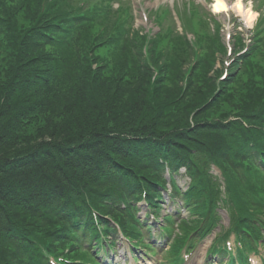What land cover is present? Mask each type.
Wrapping results in <instances>:
<instances>
[{"label":"trees","instance_id":"obj_1","mask_svg":"<svg viewBox=\"0 0 264 264\" xmlns=\"http://www.w3.org/2000/svg\"><path fill=\"white\" fill-rule=\"evenodd\" d=\"M39 5L0 0V264H45L66 249L92 264L89 246L115 234L108 217L138 234L136 201L145 193L158 207L167 169L187 170L185 202L199 217L221 194L215 165L241 218L264 203L261 32L219 81L212 46L191 73L179 39L164 59L122 35L102 55L109 35L93 24L75 33L57 3L41 16Z\"/></svg>","mask_w":264,"mask_h":264},{"label":"rangeland","instance_id":"obj_2","mask_svg":"<svg viewBox=\"0 0 264 264\" xmlns=\"http://www.w3.org/2000/svg\"><path fill=\"white\" fill-rule=\"evenodd\" d=\"M76 1L77 0H69V4L74 5ZM229 1L233 2V0ZM245 1L246 4L249 7H252L255 12V19L250 27L256 28L255 25L257 26L260 22L264 21V0ZM66 2L68 3L67 0ZM211 2L212 0H114L113 7L118 9L119 6H126L127 13L125 15L121 14L123 16L122 18H126L128 20V29H133V31H135L134 33H138L139 35L137 37H145L147 30H149L154 36L157 35V37L161 34L158 37L159 41L157 45H151V47H153L152 50L156 55L163 57L162 59H164V55L169 52L173 46H175V43L177 42L176 40L178 39L182 41H189L190 43L198 42L200 46L203 44L205 46L204 48H206V46H212V59L214 60L213 71L215 72L217 70L221 71L222 68V60L225 57L224 45L226 42L227 32L231 31V34L233 35V42L234 44L236 43V48L241 46H238V42L241 38H244V36L246 37L247 34L250 36L255 35L251 42L252 47L257 42L258 29H253V31L248 27L243 28L241 24L242 16L233 10L226 13L213 12L212 8H210ZM174 5L175 8L173 7ZM144 13L148 15L147 23H144L142 20V15ZM182 13H184V18L190 16L191 22L187 29L183 28V25L179 21V17ZM159 16H162L159 21L160 23H158ZM115 22L116 21L114 19H109L107 21L110 25ZM114 32L118 33L119 30H115ZM262 34L264 35V31ZM114 41L115 43L111 47L105 48L101 52L110 54L117 45L116 40ZM203 52L204 50L202 49V56ZM214 72H211V74L213 75ZM177 180L183 189L187 188L189 178L185 174L184 170H181L180 174L177 175ZM169 197V195L166 196L167 202L164 204L163 213L164 211L171 212L173 209L169 202ZM146 212L147 210L143 209V211L140 212V216L145 217ZM182 214L187 219L192 221L193 217H191L189 212H186L185 209H182ZM221 215L222 225L227 227L228 217L224 211L221 212ZM213 238L214 236L209 237V239L199 245V247L195 250L191 259L193 264H204L207 250V248L204 250L205 245H210ZM163 248L164 247L162 246L159 249L158 256L151 257L149 260L142 261V263L139 262V264H159L156 260H162L161 264H167L168 261L163 258ZM117 250L119 253V260L116 262H120V264H135L132 261V258L126 259L128 251L124 250L121 245H118ZM136 250H139L143 254L145 253L144 248ZM29 252L32 258L35 259L36 255L32 254L31 251ZM33 264H37V262L33 261Z\"/></svg>","mask_w":264,"mask_h":264},{"label":"bare ground","instance_id":"obj_3","mask_svg":"<svg viewBox=\"0 0 264 264\" xmlns=\"http://www.w3.org/2000/svg\"><path fill=\"white\" fill-rule=\"evenodd\" d=\"M222 3H225L227 5V10L230 8V6L232 7V9L239 13V14H244L246 16L247 22L251 25L253 20L255 19V12L253 11L252 7H247L244 5L243 0H241V4H242V8H235L233 6V3L228 2L227 0H221ZM225 12V10H221L218 13H222Z\"/></svg>","mask_w":264,"mask_h":264},{"label":"clouds","instance_id":"obj_4","mask_svg":"<svg viewBox=\"0 0 264 264\" xmlns=\"http://www.w3.org/2000/svg\"><path fill=\"white\" fill-rule=\"evenodd\" d=\"M233 6L237 9L242 8L241 0H233ZM213 12L218 13L221 10L227 11V5L222 3L221 0H214V3L210 5Z\"/></svg>","mask_w":264,"mask_h":264}]
</instances>
